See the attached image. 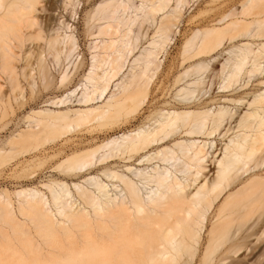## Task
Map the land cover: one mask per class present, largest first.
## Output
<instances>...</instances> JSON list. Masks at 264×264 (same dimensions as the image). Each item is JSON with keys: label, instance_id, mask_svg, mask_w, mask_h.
<instances>
[{"label": "bare ground", "instance_id": "1", "mask_svg": "<svg viewBox=\"0 0 264 264\" xmlns=\"http://www.w3.org/2000/svg\"><path fill=\"white\" fill-rule=\"evenodd\" d=\"M80 3L0 0V264H264V0Z\"/></svg>", "mask_w": 264, "mask_h": 264}, {"label": "rangeland", "instance_id": "2", "mask_svg": "<svg viewBox=\"0 0 264 264\" xmlns=\"http://www.w3.org/2000/svg\"><path fill=\"white\" fill-rule=\"evenodd\" d=\"M87 1L88 0H81V5H80V7H79V10H78V14L76 15V18L74 19V18H72V20H71V22L73 23V27L74 28H76V29H74V32H75V35H76V37H77V39H78V41H79V43H80V45L82 46V50H81V52L83 51V53H82V55H83V57L84 58H86L87 57V55H88V53L85 51L86 49H85V44L87 43V42H89L88 41V39H87V37H85L84 36V29H85V27L87 26V25H85L86 24V15H87V11L89 10V7H87ZM84 6V7H83ZM82 7H83V9H82ZM59 10V9H58ZM58 10H56V12L55 11H52V10H50V11H52V12H50V13H57L58 12ZM48 12V11H47ZM44 14H45V12H43ZM42 12H41V14H43ZM47 14V13H46ZM45 14V15H46ZM44 15V16H45ZM74 19V20H73ZM151 29V28H150ZM151 35H152V29L151 30H149L148 31V35L146 36V37H144L143 39H142V42L146 45L148 42H146V39H148V37H151ZM169 51H168V53H167V55H166V59H165V57L163 56L162 58L163 59H165L166 60V63H169L170 62V60H171V58H172V56H173V46H169V49H168ZM127 71V70H126ZM30 90H29V88L25 91V94H26V97H28V95H30ZM19 118V117H18ZM18 118L16 119V120H11L12 119V116L11 115H9V116H7V117H4V118H2V119H0V132L2 131L1 130V128H3L8 122L10 123L9 125H8V127H10V125L12 124V122L14 123L15 121L17 122V120H18ZM7 127V128H8ZM122 133H119V135H121Z\"/></svg>", "mask_w": 264, "mask_h": 264}]
</instances>
